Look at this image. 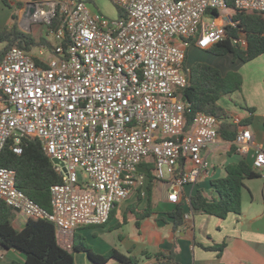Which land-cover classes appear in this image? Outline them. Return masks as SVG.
Wrapping results in <instances>:
<instances>
[{
    "label": "built area",
    "instance_id": "obj_1",
    "mask_svg": "<svg viewBox=\"0 0 264 264\" xmlns=\"http://www.w3.org/2000/svg\"><path fill=\"white\" fill-rule=\"evenodd\" d=\"M110 1L122 18L106 19L86 0L36 2L27 23L48 31L59 19L48 31L52 51L12 47L0 60V154L8 144L20 155L23 138L37 139L61 179L50 188L46 211L16 187L14 170L0 167V201L51 222L58 235L103 225L132 193L146 196L145 165L156 181L169 183L167 201L179 204L182 188L208 174L203 153L219 139L216 118L205 113L185 129L189 106L179 91L189 80L187 49L207 50L225 38L228 24L212 11L227 10L226 0ZM233 4L264 14V0ZM233 123L235 152L264 177V146L239 119Z\"/></svg>",
    "mask_w": 264,
    "mask_h": 264
},
{
    "label": "trees",
    "instance_id": "obj_2",
    "mask_svg": "<svg viewBox=\"0 0 264 264\" xmlns=\"http://www.w3.org/2000/svg\"><path fill=\"white\" fill-rule=\"evenodd\" d=\"M3 3L10 6L8 0H3ZM16 6L19 9L22 4L17 3ZM226 7L231 15L232 25L226 26L224 39L204 51L219 57L231 54L233 62L239 60L243 63L264 54V14L242 12L234 7L233 0H226ZM212 15L218 16V12L212 11ZM15 19L17 21V16ZM58 25L59 19L54 18L48 26V31L55 30ZM241 35L244 36L246 42L244 49L239 45ZM0 43L5 44V47L0 51V60L5 52L12 47L20 48L27 53L40 47L51 52L53 48L45 38L35 39L31 34L20 31L16 23L0 31ZM185 65L186 59L183 68L186 67ZM188 78V84L179 91L182 101L189 106V111L185 115V129L188 130L191 127L196 113H205L216 118L217 133L220 139L233 142L236 136V126L229 122L230 117L219 104V99L222 96L241 91L242 78L240 74L228 71L222 75L217 68L203 62H196L188 70ZM247 110L250 113L253 112L252 109ZM250 122L251 118L244 121L245 124ZM21 146L22 153L17 155L9 149L7 144L0 154V167L14 170L16 187L38 206L50 211V188L59 184L61 179L54 171L39 140L25 137L22 139ZM145 170L147 171L146 189L148 192L145 208L138 212L133 210L135 206L130 209L135 216L137 228H139L141 220L152 216L151 193L155 178L151 174V164L145 165ZM181 171L180 163L175 176L178 177ZM258 177L252 171L249 161L241 159L237 163H231L225 167V175L222 178L210 181V186L216 196H207L203 190L198 189L189 197V208L197 213L211 215L219 219H225L231 213L239 214L242 192L246 188L244 182ZM12 211L0 201V245L7 250L13 249L24 255L25 264H74L72 252L58 244L54 225L51 222L44 219H28L25 227L17 231L12 227ZM165 215L171 219L172 231L180 230L186 223L184 201L175 205L174 209ZM76 239L73 251L86 252L89 259L95 264H105L110 260H115L120 264L139 263L138 259L124 255L116 249H111L103 255L96 254L82 237L77 236ZM223 248L224 244H220L209 249L217 251L220 256ZM175 256L174 248L168 252H157L151 255L155 259L153 264H177ZM146 257L150 258L148 255Z\"/></svg>",
    "mask_w": 264,
    "mask_h": 264
},
{
    "label": "crops",
    "instance_id": "obj_3",
    "mask_svg": "<svg viewBox=\"0 0 264 264\" xmlns=\"http://www.w3.org/2000/svg\"><path fill=\"white\" fill-rule=\"evenodd\" d=\"M12 5L21 3L22 6L18 9V23L25 18L26 7L29 2H37L33 0H9ZM87 2V1H86ZM88 3V2H87ZM89 8L95 12V9ZM25 10V12H22ZM223 16L219 15L218 22H226L232 24L231 15L228 10H224ZM208 14L207 17H210ZM29 16V15H28ZM28 16L26 18H28ZM205 18L207 20L208 18ZM241 48L246 47L244 36L241 35L239 41ZM191 45L186 52L191 50ZM194 50V49H192ZM200 56L203 60L200 62L209 64L217 68L222 75L228 71L237 72L242 78L241 92L245 107L234 104L231 106L226 100H230L229 95L222 96L219 99V104L228 113L229 122L233 123V119L240 120L239 126L248 127L254 137V143L258 146H264V54L257 58L243 63L239 60L232 61V55L213 56L206 51H203ZM225 60V63H222ZM227 60L230 64L227 65ZM224 100V101H223ZM223 102V103H222ZM225 104V106H224ZM247 109H252L250 113ZM251 118L249 124L244 121ZM236 126V125H235ZM237 130V126H236ZM234 148L232 142H226L218 139L217 143L207 149L203 155L209 162V172L207 175L200 177L194 186L190 188H182V201H185V214L188 219H184L186 223L180 230L173 232L171 228V219L165 214L155 213L156 205H172L167 201V194L169 191V183L166 181L154 180L151 193V210L152 216L146 219H152L155 223L166 226L172 232L170 240L158 245L155 252L148 251L147 245L129 241L127 237L122 234V226L127 223L128 216H135L130 209L135 206L133 210L142 211L145 208L148 192L146 196L141 197L138 193H132L127 199L118 203L110 213L107 223L99 226H84L78 227L74 230L71 236L58 235L56 232V239L58 244L73 254L74 264H95L93 263L86 252H74L73 245L76 243L77 236L82 237L84 242L90 246L91 250L99 255L109 252L111 249H116L124 254L121 250L122 244L125 247L124 255L132 256L139 260L138 264H153L155 259L151 255L157 252H168L174 248L176 251L175 262L177 264H264V177H261L260 183L256 189L245 184V191L250 195L249 199H244L242 192L241 211L239 214H229L225 219H219L211 215L197 213L191 210L187 205V200L198 189L204 191L207 196L215 197L216 194L210 186V181L213 179L222 178L225 175V167L231 163H237L242 158L231 150ZM187 190V192H186ZM243 190V191H244ZM123 207L122 223L114 219L116 209ZM174 209V206L172 205ZM172 209V210H173ZM13 220L12 227L19 231L22 230L28 218L23 214L12 211ZM141 220L139 228L141 229ZM136 222V219H135ZM115 230L110 232V230ZM108 233H111L108 235ZM224 244L221 255L215 250H210V247ZM148 255L150 258H147ZM25 264V257L21 253L13 249H0V264ZM105 264H120L115 260H110Z\"/></svg>",
    "mask_w": 264,
    "mask_h": 264
},
{
    "label": "rangeland",
    "instance_id": "obj_4",
    "mask_svg": "<svg viewBox=\"0 0 264 264\" xmlns=\"http://www.w3.org/2000/svg\"><path fill=\"white\" fill-rule=\"evenodd\" d=\"M9 1V0H8ZM42 0H38L37 2H40ZM90 6H92L95 11L100 14L102 17L109 19V20H116L119 18L123 17V13L121 10H118L117 7L110 1V0H86ZM10 3V1H9ZM22 12H25L23 10ZM225 14L224 10L219 11V15L223 16ZM15 16L18 18V8L15 5H12L10 3V6H7L3 3V0H0V31L9 28L12 24H17V27L20 31L29 33L31 34L35 39H40L41 37L45 38L50 45H54V40L50 36V34L47 31V27L45 24L41 22H29L27 23L26 17L21 19V22L18 23L16 21ZM5 47L4 43H0V51ZM194 49V50H192ZM37 49H32V51L29 53L31 55H37L38 54ZM204 50H200L195 46H192L191 50L187 54L186 58V69L189 70L190 67L196 63L200 62L199 60H203L200 56L202 55L201 53ZM225 60H223L222 63ZM230 64V60H227V65ZM241 91L239 92H234L231 93L229 96L230 100H226L228 103L231 104V106L237 105L238 107L240 106L242 109L245 107V103L243 101ZM224 101V100H223ZM223 103V102H222ZM225 106V104H224ZM165 173V169H164ZM261 177L255 178V179H250L246 180L245 184L249 185L250 187L256 189L258 187V184L260 183L261 180H256L260 179ZM184 188H190L189 186H184ZM187 192V190H186ZM243 197L244 199H249L250 195L244 190L243 191ZM172 205L166 204V205H156L154 208L155 213L159 214H165L167 212L172 211ZM123 207H119L116 209L114 219L117 220L118 222L122 223V212ZM123 228V236L127 237L129 241H134L136 243H142L146 244L148 251L150 252H155L157 250V246L162 244L163 242H167L170 240V237L172 235V232L170 231L169 228L166 226H161L157 223L154 222L152 219H146L145 221L142 222V226L140 230H137L135 227V219L133 216H128L127 223L122 226ZM113 230H110V232H113ZM111 233H108L110 235ZM121 250L124 254L125 253V247L124 244L121 246Z\"/></svg>",
    "mask_w": 264,
    "mask_h": 264
},
{
    "label": "water",
    "instance_id": "obj_5",
    "mask_svg": "<svg viewBox=\"0 0 264 264\" xmlns=\"http://www.w3.org/2000/svg\"><path fill=\"white\" fill-rule=\"evenodd\" d=\"M36 3L35 2H29L27 7H26V13H25V17H27L28 15H31L34 12ZM53 162H57L56 160H53ZM0 249L2 250H6V248L2 245H0Z\"/></svg>",
    "mask_w": 264,
    "mask_h": 264
},
{
    "label": "bare ground",
    "instance_id": "obj_6",
    "mask_svg": "<svg viewBox=\"0 0 264 264\" xmlns=\"http://www.w3.org/2000/svg\"><path fill=\"white\" fill-rule=\"evenodd\" d=\"M41 16V13H37V17H40Z\"/></svg>",
    "mask_w": 264,
    "mask_h": 264
}]
</instances>
